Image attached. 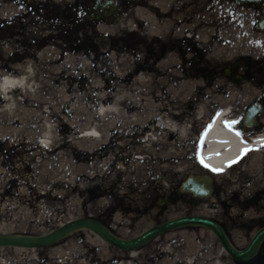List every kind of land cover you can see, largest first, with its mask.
Here are the masks:
<instances>
[{
	"label": "rangeland",
	"instance_id": "rangeland-1",
	"mask_svg": "<svg viewBox=\"0 0 264 264\" xmlns=\"http://www.w3.org/2000/svg\"><path fill=\"white\" fill-rule=\"evenodd\" d=\"M228 7L225 3L224 13ZM210 16L202 18L207 27L197 31L193 41L207 52V73L205 71L203 76L216 82L203 86L195 71L191 72V77H181L182 65L177 58L169 64L174 66V74L162 82V85L167 82L180 85L178 82L183 79L186 86L181 96L190 99L188 108L199 104L202 98L208 101L201 110L205 118L192 123L191 139L195 144H189L190 150L181 167H177L176 160H160L152 168L142 163L148 168L149 178L144 182L140 177L127 179L134 170L140 175L139 158L147 153L134 150H138L139 145L148 146L147 134L129 135L127 141L116 139L117 125L105 137L104 141L109 142L106 149L100 150L98 146L88 149L82 142L86 130L73 128L77 123L73 121L77 111L76 95L90 101L96 92L88 90L85 78L68 83L67 95L59 91L53 95L62 111L58 114L60 118L51 122L54 127L46 146H41L42 138L37 130L44 122L33 119L22 124L21 119V116L25 120L29 118L27 111H36L35 102H41L44 111H50L46 103L49 97L42 92L44 87H49L41 81L45 79L43 72L35 73L30 80L32 86L26 87L22 95L16 94L17 103L13 107H0V235L38 236L69 221L88 218L103 224L114 235L129 239L163 221L201 215L220 225L236 249L246 247L256 231L264 226V147L260 146L257 158L248 155L245 163H231L222 172L204 166L199 160V151L201 135L213 117L212 105L225 101L223 105L229 107L250 101L247 85L230 83L223 68L227 59L248 53L252 39L247 22L240 31L228 24L219 36L212 34ZM227 17L225 14L224 20ZM83 19L86 25L81 23L78 40L74 34L65 39L55 38L51 29H46L50 31L46 39L43 29L34 26L28 39L32 50L23 52L18 46V52L11 56L16 48L13 41L0 50L3 69L6 70L8 64L22 66L28 60L36 67L39 61L36 57L48 46L59 56L61 68L65 67L64 55L71 52L73 46L88 53L89 65L93 68L101 64L111 70L113 63L109 56L112 53H130L136 63L145 60L155 64L158 60V51L139 49V35H126L127 28H110L117 18L112 19L111 24L97 25L91 17ZM10 72L18 75L20 70L10 69ZM62 81L47 83L51 89L58 90L63 87ZM110 83L108 81L105 91L112 94L115 89L111 90ZM165 100L168 104L167 97ZM98 111L93 110L96 116L100 114ZM65 141L66 145L58 147ZM204 174L212 178L214 185L208 198H196L181 191L180 185L187 177ZM0 264H264V241L257 256L239 261L224 251L210 230L202 227L173 229L134 249L115 247L92 231L78 230L45 246H0Z\"/></svg>",
	"mask_w": 264,
	"mask_h": 264
},
{
	"label": "bare ground",
	"instance_id": "bare-ground-1",
	"mask_svg": "<svg viewBox=\"0 0 264 264\" xmlns=\"http://www.w3.org/2000/svg\"><path fill=\"white\" fill-rule=\"evenodd\" d=\"M137 12L138 10L135 9L128 14L121 15L111 24L110 28L116 30L127 28L133 33L138 32L147 35L146 32L150 28L158 27V23L153 18H150L146 24L141 26L140 20L137 19ZM136 26H139L140 29L139 27L136 28ZM52 48L48 46L41 50L36 57L37 61L39 59L37 63L39 66L37 65L36 67L31 60H28L22 66H11L8 64L6 70H4V61L0 63V73H6L16 78L24 77L23 87H12L7 92L13 105L17 103L16 94L22 95L26 87L32 86L30 80L34 78L35 73L37 74L38 71H41L44 74L45 79L41 81L49 87H44L42 92L44 96L47 95L49 97L46 103L50 111H44L41 108V102H35L36 106L31 105L35 107L36 111H27L29 118H26V120L24 116H21L22 124L33 121V119L37 122H44L37 127L38 133L41 134L42 138L41 146L47 145L46 140L49 139L48 125L60 118L58 114L62 111L60 103L55 102L53 95L57 91L67 95L68 83L73 82L77 78H83L84 81L85 78L89 85L88 90L94 89L96 92L93 94L94 99L90 101H86L76 95L75 109L77 111L73 121L77 123L73 125V128L86 130L82 135V142L88 149H95V146H98L100 150L106 149L109 146V142L104 141L105 137L117 125L116 139H125L127 141V136L129 135L147 134L145 139L148 146L139 145L138 150H134V152L147 153L144 158H139V162H141L139 166L140 175L136 174L134 170L127 179L131 180L140 177L142 182L146 181L149 176L148 168L144 164H148L152 168L154 167L153 164L160 160H176L178 163H176L177 167L183 165V159L186 158L187 152L190 150L189 144H195L191 139L192 123L197 119L202 120L205 118V115L201 114V110L208 105V101L202 98L199 104L188 108L190 99H185V96H181L186 86L183 83L185 82L183 79L179 80L178 83L180 85L170 84L169 82L162 85L163 80L169 79V76L171 77L172 73L174 74V66H169L175 61L173 54L167 53L165 56H160L155 64H152L144 61L136 63L130 53H112L109 58L113 65L110 68L111 70H106L101 64L94 68L91 67L88 53L75 49L73 46L71 47V52L64 55L62 63L65 64V67L61 68V64H58L59 56ZM46 61L49 66L45 63ZM10 69L20 70V73L13 75ZM57 80H63V87L58 90L51 89L50 83L47 82L55 83ZM108 81H111L109 84V87L112 88L111 90L115 89L112 94L105 91L108 89ZM3 91V81L0 80V93H3ZM71 91L76 92L74 88H71ZM165 97L168 98V104H165ZM224 102L220 101L219 113L212 120L210 119V125L205 131V137L201 142V155L204 156L205 163L212 168L223 170H225L226 165L230 161L237 160V158L240 159L239 156L244 149H250L249 156L252 155L253 158H257L260 151L259 146H264V142L260 139L264 138V134L245 142L236 134L237 132L233 131L232 126H229L231 106L223 105ZM7 103L9 101H6L3 95H0V107ZM94 109L99 110L100 114L96 116L93 112ZM14 123H17V120H14ZM195 124L200 125L198 121ZM67 143L66 141L61 142L58 147H62ZM144 168H146L145 171ZM96 223L114 236L117 241H124L123 238L114 235L103 224ZM162 225L165 224L163 223ZM191 225L207 227L204 224L197 223ZM79 229L89 231V229L85 228H77L74 231ZM95 234L109 244L100 235ZM2 236L33 237L22 235ZM224 236L227 238L225 233Z\"/></svg>",
	"mask_w": 264,
	"mask_h": 264
},
{
	"label": "flooded vegetation",
	"instance_id": "flooded-vegetation-1",
	"mask_svg": "<svg viewBox=\"0 0 264 264\" xmlns=\"http://www.w3.org/2000/svg\"><path fill=\"white\" fill-rule=\"evenodd\" d=\"M225 3L229 6L227 13L223 11ZM135 9L141 26L150 18L158 23L157 28L146 32L147 35L135 33L140 37L139 49H148L151 53L158 51V57L173 54L182 65L181 77H191V72L195 71L203 86L216 82L208 79L207 75L203 76L205 71L207 73V52L193 41L197 31L207 27L204 17L211 15L208 18L212 23L210 28L217 36L228 24L240 31L247 22L252 39L249 51L227 59L223 72L230 83L247 85L251 92L249 103L231 106L230 114L236 121L235 131L242 134L239 136L244 141L264 134V46H259L264 43V0L248 5H240L233 0H0V50L12 41L16 48L11 56L21 48L23 52L32 50L28 39L34 26L43 29L46 39L50 33L46 29H51L55 38L65 39L74 34L78 40L81 23L86 25L83 17H91L95 25L111 24L112 19ZM225 14L228 15L226 20ZM130 31H126V35L133 33ZM249 108L253 109L252 116L246 123L244 116ZM219 109V105H212L210 114L217 113ZM247 158L241 156L236 164L245 163Z\"/></svg>",
	"mask_w": 264,
	"mask_h": 264
},
{
	"label": "water",
	"instance_id": "water-1",
	"mask_svg": "<svg viewBox=\"0 0 264 264\" xmlns=\"http://www.w3.org/2000/svg\"><path fill=\"white\" fill-rule=\"evenodd\" d=\"M238 3L246 4L258 2L260 0H235ZM252 116V109L246 114V121ZM182 190L192 192L199 197H207L212 192L210 179L207 176H191L182 183ZM189 223H203L211 227L218 237L220 238L225 249L236 258H245L251 256L256 250L260 241L264 238V227L256 233L248 246L241 251L235 250L224 237L221 229L212 221L198 216H187L180 219L169 221L165 225L155 227L144 234L134 239L117 241L116 238L106 232L95 221L89 219H78L70 221L64 225H61L57 229L36 237H5L0 235V246H23V247H36L51 244L64 237L69 232L79 227H85L94 230L100 234L105 240L121 248H135L148 241L150 238L158 234L163 230H167L173 227H177Z\"/></svg>",
	"mask_w": 264,
	"mask_h": 264
},
{
	"label": "clouds",
	"instance_id": "clouds-1",
	"mask_svg": "<svg viewBox=\"0 0 264 264\" xmlns=\"http://www.w3.org/2000/svg\"><path fill=\"white\" fill-rule=\"evenodd\" d=\"M29 72H30V70H29ZM0 80H2L3 84L5 85L4 91H3V93H0V95H3V98L6 101H9V103H7L5 105V108H11L14 105L11 103V97L7 95V92L12 87H23L24 86V77L16 78V77L10 76L6 73H0ZM53 127H54V125L51 123L48 125L49 132ZM46 135H48V133H46Z\"/></svg>",
	"mask_w": 264,
	"mask_h": 264
},
{
	"label": "snow or ice",
	"instance_id": "snow-or-ice-1",
	"mask_svg": "<svg viewBox=\"0 0 264 264\" xmlns=\"http://www.w3.org/2000/svg\"><path fill=\"white\" fill-rule=\"evenodd\" d=\"M3 87H5V85L3 84ZM226 123H228V122H226ZM234 123H236V121H232L231 122V124H234ZM229 126H230V124H229ZM237 135H242L240 132H237L236 133ZM261 140H262V142H264V138H260ZM243 151H247V149H244ZM238 159V158H237ZM235 161H230L229 162V165L231 164V163H234ZM212 171H214V172H222L223 171V169H218V168H212L211 169Z\"/></svg>",
	"mask_w": 264,
	"mask_h": 264
}]
</instances>
